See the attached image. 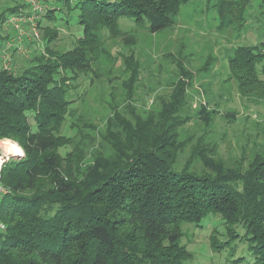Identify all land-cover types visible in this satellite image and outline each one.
<instances>
[{"label":"trees","instance_id":"16d2710c","mask_svg":"<svg viewBox=\"0 0 264 264\" xmlns=\"http://www.w3.org/2000/svg\"><path fill=\"white\" fill-rule=\"evenodd\" d=\"M190 1L79 0L83 35L73 48L53 50L49 44L57 32L46 28V54L34 56V65L19 73L0 65V140H14L24 152L2 171L10 192L0 201L6 225L0 264H188L193 254L181 243L182 226L200 225L210 214L224 221L227 241L239 237L242 225L253 264H264V152L248 157L243 149L226 164L204 138L191 146L181 140L180 129L192 119L183 113L192 73L180 58L174 60L180 76L171 92L159 95L150 88L155 104L149 109L144 97L139 111L140 62L133 50L120 53L129 74L122 83L129 115L114 99L100 125L80 115L71 123L76 139L63 133L76 79L92 63L113 65L120 57L102 44L100 31L119 37V19L129 17L157 33L172 28ZM250 2L217 0L220 27L237 23L239 33L245 30ZM53 10L45 14L49 21L55 19ZM16 11L0 13V28ZM230 69L239 72L244 90L259 81L264 36L257 44L235 47ZM210 104L199 108L206 127L218 112ZM188 146L191 152L181 160ZM214 231L211 244L218 251L226 241Z\"/></svg>","mask_w":264,"mask_h":264},{"label":"rangeland","instance_id":"374dc122","mask_svg":"<svg viewBox=\"0 0 264 264\" xmlns=\"http://www.w3.org/2000/svg\"><path fill=\"white\" fill-rule=\"evenodd\" d=\"M49 1L53 6L43 3L44 12L38 14L32 9L30 0H0V13L17 8L0 28V63L8 55L15 73L34 65V56L46 54V28L56 29L57 36L53 37L49 46L58 52L73 48L83 35L79 9L75 6L79 0ZM216 2L190 1L181 6L172 28L157 33L137 26L129 17L119 19L122 29L119 37H113L107 30L100 31L102 44L114 56L120 57L113 65L108 61L94 62L91 69L76 79L75 86L78 88L73 91L75 102L69 106L63 133L76 139V129L71 127V123L80 115L95 119L93 121L100 125L108 113V102L114 99L121 104L120 110L129 115L126 109L129 101L123 103L126 91L122 85L129 74L124 71L120 53L129 54L133 50L142 69L135 87L136 96L141 98L137 102V110L143 111L144 97L148 108L155 104V96L150 95V88L158 89L159 95L171 92L172 82H176L180 76L174 60L180 58L193 76L188 90L189 104L183 110L192 119L180 129L181 140L191 146L204 138L207 144L217 146V155L226 164L240 158L243 149L248 157L264 152V74L260 73V80L251 83L250 89L244 90L236 77L239 72L234 73L230 69L235 47L257 44L263 40L264 0H251L246 10L247 26L241 33L237 28L240 24L237 23L220 27L221 21L214 7ZM48 9L55 11L53 21L46 18ZM208 101L211 102L209 108H215L218 112L211 118L210 126L206 127L199 108ZM190 146L187 153L180 156L181 160L188 158L192 149ZM69 148L62 149V152L65 153ZM182 229L184 235L181 243L193 254L188 264H253L255 260L249 249V241L244 236L245 228L237 226L239 237L227 241L225 224L219 215H208L200 225L184 223ZM214 230L219 233L221 241H226L225 246L218 251L211 244Z\"/></svg>","mask_w":264,"mask_h":264},{"label":"built area","instance_id":"2783aa9c","mask_svg":"<svg viewBox=\"0 0 264 264\" xmlns=\"http://www.w3.org/2000/svg\"><path fill=\"white\" fill-rule=\"evenodd\" d=\"M30 5L32 9L37 12L38 14H43L44 8L40 0H30ZM34 12V14H36ZM17 28H19V25H16ZM0 65L7 70H12V62L11 58L7 55L4 56L3 60H1ZM0 201L2 197L9 193L10 190L2 183V171L3 167L6 162H8L13 157H19L23 156V150L21 146L15 142L14 140H0ZM3 145L10 146L9 149L5 148ZM16 148H20V152L16 151ZM6 230V225L4 222L0 219V243H1V233Z\"/></svg>","mask_w":264,"mask_h":264},{"label":"clouds","instance_id":"9594fccd","mask_svg":"<svg viewBox=\"0 0 264 264\" xmlns=\"http://www.w3.org/2000/svg\"><path fill=\"white\" fill-rule=\"evenodd\" d=\"M16 151H17V152H20L21 150H20L19 148H16Z\"/></svg>","mask_w":264,"mask_h":264},{"label":"bare ground","instance_id":"6f19581e","mask_svg":"<svg viewBox=\"0 0 264 264\" xmlns=\"http://www.w3.org/2000/svg\"><path fill=\"white\" fill-rule=\"evenodd\" d=\"M20 149V148H19Z\"/></svg>","mask_w":264,"mask_h":264},{"label":"crops","instance_id":"0c3cea01","mask_svg":"<svg viewBox=\"0 0 264 264\" xmlns=\"http://www.w3.org/2000/svg\"><path fill=\"white\" fill-rule=\"evenodd\" d=\"M17 53V52H16Z\"/></svg>","mask_w":264,"mask_h":264}]
</instances>
